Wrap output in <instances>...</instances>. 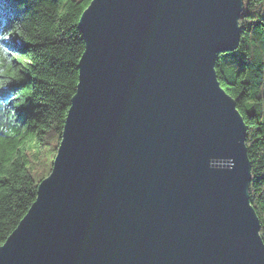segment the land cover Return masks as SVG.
<instances>
[{"label":"water","instance_id":"obj_1","mask_svg":"<svg viewBox=\"0 0 264 264\" xmlns=\"http://www.w3.org/2000/svg\"><path fill=\"white\" fill-rule=\"evenodd\" d=\"M243 0H90L50 173L0 264H264L246 127L216 56Z\"/></svg>","mask_w":264,"mask_h":264},{"label":"trees","instance_id":"obj_2","mask_svg":"<svg viewBox=\"0 0 264 264\" xmlns=\"http://www.w3.org/2000/svg\"><path fill=\"white\" fill-rule=\"evenodd\" d=\"M90 0H0V245L52 168L78 81ZM238 46L216 56L246 127L249 200L264 241V0H243Z\"/></svg>","mask_w":264,"mask_h":264}]
</instances>
